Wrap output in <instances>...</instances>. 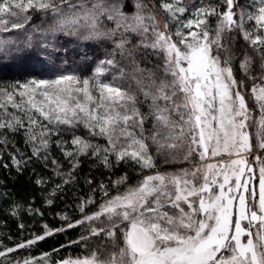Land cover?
I'll list each match as a JSON object with an SVG mask.
<instances>
[{
  "label": "snow or ice",
  "instance_id": "6c2138e0",
  "mask_svg": "<svg viewBox=\"0 0 264 264\" xmlns=\"http://www.w3.org/2000/svg\"><path fill=\"white\" fill-rule=\"evenodd\" d=\"M0 79L2 166L49 169H33L47 205L84 157L138 172L87 178L80 219L0 237V264H264V0H0ZM0 200L17 220L43 215L6 186ZM76 226L82 254H19Z\"/></svg>",
  "mask_w": 264,
  "mask_h": 264
},
{
  "label": "trees",
  "instance_id": "16d2710c",
  "mask_svg": "<svg viewBox=\"0 0 264 264\" xmlns=\"http://www.w3.org/2000/svg\"><path fill=\"white\" fill-rule=\"evenodd\" d=\"M191 3L199 4L201 0H190ZM207 2V0H204ZM242 3L245 0H241ZM33 23L39 24L40 20L34 19ZM243 44V41H239ZM86 49L90 56L96 53L95 58H103L104 50L96 44L89 43L87 45H82ZM94 63L88 65V67L83 72V75H91L94 69ZM39 75V74H37ZM43 78H48L47 74ZM3 79H0V83H4ZM77 135H84V129L81 126L77 131ZM64 139L70 141L71 135L65 134ZM53 141L57 139L53 136ZM16 146L21 150H26L23 140V135L18 134L15 137ZM11 145L0 144V151L3 152V161H0V191L6 186L7 189L11 190L14 194V198L18 202L24 203L26 206L31 203L33 207L39 208L43 213L40 215H28L27 212L21 214V218L17 220L12 217L8 212V202L0 200V237L11 235L13 241H19L20 239H30L32 234H43V226L47 224L49 228H61L62 226L66 228L65 221L61 218L63 214H67L69 219L75 220L81 218V213L77 208V204L80 202L79 197H84L85 199L89 195V186L86 183L87 178H95L96 182L103 180L105 184L109 183V180H115L117 176L124 175L125 173L129 176L130 183H136L138 178V172L133 166L129 165H118L111 171L104 169L98 163L93 160L84 157L82 158L81 166L76 171V182L65 186L62 193L58 195L56 201L53 205L49 206L45 203L44 197L46 192L50 190V185L39 186L35 184L36 176L33 173L35 169L36 173H39L45 177L51 175L49 169H44L41 164L33 163L24 174H17L14 168L11 170L5 169L2 164L4 162L9 163L11 166V161L8 159V152L11 151ZM52 155L57 159L63 160V157L59 150L56 148L55 143L52 144ZM66 164V162H65ZM165 167H179V164L171 165ZM95 187V185H93ZM96 200L99 201L100 193L99 191L95 194ZM91 207V206H89ZM60 213L61 215H57ZM23 223L25 228L23 232L18 228V224ZM83 229L80 226H76L72 229H66L65 231L55 232L51 236L45 237L44 240L38 241L30 251L21 252L19 254L32 255L40 257L42 253L48 252L52 254V259H57L59 256H65L69 253L73 255L82 254L83 248L80 245L68 246L70 240H76ZM13 241L5 240L6 244H11ZM60 245H65L66 247L60 249ZM54 249H60L58 253H54Z\"/></svg>",
  "mask_w": 264,
  "mask_h": 264
},
{
  "label": "rangeland",
  "instance_id": "374dc122",
  "mask_svg": "<svg viewBox=\"0 0 264 264\" xmlns=\"http://www.w3.org/2000/svg\"><path fill=\"white\" fill-rule=\"evenodd\" d=\"M162 25H163V20L161 19V26ZM254 115L258 118L259 113L255 112ZM249 131L252 134L253 143H255V136H256V132H257V127H256L255 123H252V126L250 127ZM181 166H186V165L179 164V167H181ZM179 167H167V170L172 171V170L179 168ZM20 255H25V254H20Z\"/></svg>",
  "mask_w": 264,
  "mask_h": 264
}]
</instances>
